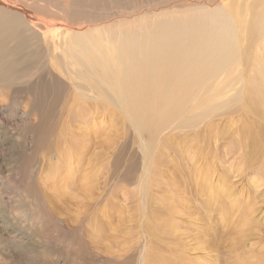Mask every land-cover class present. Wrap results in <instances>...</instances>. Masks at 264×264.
<instances>
[{"label":"rangeland","instance_id":"obj_1","mask_svg":"<svg viewBox=\"0 0 264 264\" xmlns=\"http://www.w3.org/2000/svg\"><path fill=\"white\" fill-rule=\"evenodd\" d=\"M0 12L20 19L14 35L0 27V264H196L150 224L183 205L179 188L201 217L219 211L205 175L218 191L252 178L241 152L221 169L226 137L207 136L213 121L239 142L229 119L264 131V0H0ZM196 33L206 60L181 41ZM249 193L253 223L239 221L261 241L245 250L264 254V197Z\"/></svg>","mask_w":264,"mask_h":264},{"label":"bare ground","instance_id":"obj_2","mask_svg":"<svg viewBox=\"0 0 264 264\" xmlns=\"http://www.w3.org/2000/svg\"><path fill=\"white\" fill-rule=\"evenodd\" d=\"M19 21H20V19L17 16L6 17L3 12H0V27L2 29H6L9 32V34H11V35H14L16 33V25H17V22H19ZM196 35H200V34H197V33L193 34V35L185 34L181 41L193 40V42L196 45V51L198 52V58L201 61L206 60L208 58V56L211 54L210 53L211 49H208L206 46L203 45V42H204L203 38L200 40H196V38H195ZM167 39H168V37H163L161 35H156V34L151 36V40L153 42H164ZM211 39H213V38H211ZM183 44H185V43H183ZM187 45H188V43H187ZM149 47L150 46H146L144 48H149ZM133 49L140 50L141 48H139V46H135V47H133ZM166 57L168 59L170 58L168 53L165 54V56L163 58H166ZM176 62H177V60H176ZM216 114L217 113L214 114L215 117H218V116L223 115L225 113L220 114V115H216ZM230 123H232V121L229 119L228 120L229 127L236 128V131L240 134V141L239 142H230L232 140H231L230 134L226 133L227 127L226 126L219 127V125L215 124L213 121L208 128V130L211 132V134L208 135L207 137H213L215 135L226 137L225 138L226 141L223 140L222 138L218 137L216 142H215V143H217V142L222 141L225 143L221 147V148H223L222 158L224 159V161L222 159L223 162L221 161L222 162L221 169H224L226 172L228 170H235L234 167H232L233 165L230 166L229 168H226L225 164L235 163L236 159H237L235 157L237 156L240 159L241 154H239V153L241 152L243 154L242 155L243 158L245 159V161L247 163L255 162V163H253L255 167L251 168V169H253L252 178L248 179L247 177H244L242 179H239V176H237L235 178L231 177V186L227 187L226 190L225 189L224 190L219 189V191H218L214 187L210 186L211 184L209 185L210 178L204 174L205 177H207V178L204 177L202 179V184L204 185V187H201V190L203 191V193L207 197V202H206L207 209L206 210H208L207 212L210 213V209H212V208H214L216 210L219 209V211L212 212L211 214L207 215V217H201V215L198 214V212L196 210L194 211V210H191L187 207L186 194L181 192L180 188H179V193H181V194H179V196H181V198L180 197L179 198L183 200V203H182L183 205L171 204V203L166 204L165 207L157 213L156 217L153 219V221L150 224L153 227V230L163 229L165 237L174 243L173 247H174L175 251L180 252L179 254L176 255L175 260H177V258L182 259V255H180V254L189 253L187 255H189V256L193 255V258L195 259L196 264H215L216 263L215 254H219L220 252L227 251V256L224 257V259H223L224 260L223 264H264V254L261 253V250L254 251L252 247H251V249L248 247L250 249L249 251L245 250L246 249L245 248V242L250 243V241H248V238L252 237V239H254L253 242H251V244H250L251 246H254L257 241H261L260 240L261 231H260V229H258L257 227H255L253 225H251L252 227H250V228H246L248 225L250 226V224H247V225L240 224L239 220H242L241 218H243L247 223H253L252 222L253 221L252 215H253L255 210L254 211L250 210V206H249L248 201H247V203H248V209L249 210L246 207L242 206V204L240 205L239 200H238V198H239L238 195H241V194L244 195V193L245 194L247 193L249 195L250 194L249 191L254 193L253 194L254 198H258L259 196H261V199H262V197H264V194L261 195L260 194L261 192H258L259 189L260 188L262 189L263 187H261L262 185H260L261 180L259 179V177H257L255 175V174L261 173V172H258V170L264 171V168H259V169L256 168L261 163L264 164V131L261 127H256L254 125H246L245 127L240 128L238 126L233 127L232 124H230ZM214 145H216V144H214ZM220 146L214 147V148H217L216 149L217 159L219 158ZM216 155H215V157H216ZM244 167H245V164L243 165V168ZM217 168H218V165H217ZM219 169L220 168H218V170ZM200 172H202V170ZM219 172H221V171L219 170ZM229 172L230 171H228V174H229ZM234 174H237V173H234ZM200 175H202V173ZM211 175L213 178L214 174H211ZM232 176H234V175H232ZM224 177H226V176L224 175ZM260 177H262V175H260ZM235 179H237L238 181H236ZM224 180L221 184L227 182ZM226 180H227V178H226ZM173 181H174V178H173ZM236 184H238V187L237 186L235 187ZM175 187H177V186H175ZM220 187L222 188V186H219V188ZM239 187H241V189L244 188V190L245 189L246 190L245 191L238 190V191H240V194H238L236 191ZM205 188H207V190H205ZM210 188L212 191L210 190ZM199 192L200 191H194V193H192V194L200 196ZM219 194L221 195V197L223 199H221ZM171 195L175 196L173 191H172ZM169 198L172 199L171 196H169ZM219 198L221 200V204L223 205V207L218 206L219 205ZM249 198H251V197H249ZM245 200H249V199L245 198L244 201ZM245 206H247V205H245ZM244 208H246V212L243 210ZM243 211L245 213L240 214V212H243ZM207 212L205 214H207ZM230 215L233 217H230ZM211 217L213 219H215V217H218L217 219L219 220L220 223H221V220L223 222L225 221L227 227H225L224 229L227 231V234H232V236L234 235V237L228 242V249H222L221 244H222L223 240H220V239H223V237H222L223 232L219 233L217 231V229H215L216 226L218 225V223H216V225H215L214 222H216V220L215 221L213 219L210 220ZM177 218H180L181 220L176 221ZM244 220H242V221H244ZM261 223H263V222H261ZM220 228H222V227H220ZM246 231H247V233H245ZM166 233H167L168 237L166 236ZM154 237L156 239H159L161 236H158V237L154 236ZM233 239H234V241H233ZM191 243H193V244H191ZM247 246L248 245L246 244V247ZM199 253H201V256ZM148 254H149V252H147V248H145L143 254L140 255V260L141 261L143 260V262H144L148 258V256H149ZM198 254H199V257L197 256ZM161 259L164 262H167L169 264H174V258H172L171 261L168 260L167 258H161ZM217 264H221V263L218 262Z\"/></svg>","mask_w":264,"mask_h":264}]
</instances>
